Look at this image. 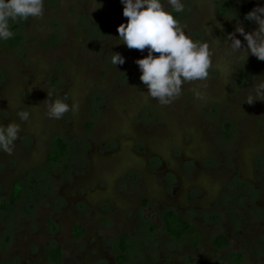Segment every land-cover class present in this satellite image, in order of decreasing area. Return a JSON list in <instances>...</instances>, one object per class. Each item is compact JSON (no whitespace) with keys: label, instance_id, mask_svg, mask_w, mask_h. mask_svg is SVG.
Returning a JSON list of instances; mask_svg holds the SVG:
<instances>
[{"label":"rangeland","instance_id":"obj_1","mask_svg":"<svg viewBox=\"0 0 264 264\" xmlns=\"http://www.w3.org/2000/svg\"><path fill=\"white\" fill-rule=\"evenodd\" d=\"M183 3L174 15L213 63L167 105L140 81L147 50L119 41L120 0H44L43 16L12 25L19 48L0 42V125L20 128L13 154L0 152V264H52L58 248L63 264H264V61L230 42L247 47L237 29H259L245 17L264 0ZM48 92L78 111L50 119ZM57 139L67 153L53 162ZM168 213L200 229L198 249L167 234Z\"/></svg>","mask_w":264,"mask_h":264},{"label":"clouds","instance_id":"obj_2","mask_svg":"<svg viewBox=\"0 0 264 264\" xmlns=\"http://www.w3.org/2000/svg\"><path fill=\"white\" fill-rule=\"evenodd\" d=\"M120 3L127 22L117 28L119 41L130 50L141 53L147 50L146 56L135 60L147 95L167 105L181 94L184 83L204 81L209 77L213 63L209 43L194 40L186 34L174 15L184 12L183 0H166L170 6L167 9L164 0H120ZM43 14L44 0H0V42L14 37L13 24ZM245 19L257 22L259 29L252 33L237 29L247 41V47H242L241 40L236 37L230 38L231 45L234 50L246 48L249 54L264 61V7L249 12ZM111 63L123 65L125 57L112 53ZM255 94L260 96L261 90L257 89ZM198 96L203 98L202 94L198 93ZM254 100L250 99L248 103ZM47 102L50 119H62L66 113L79 109L78 102L68 95L52 99V93L48 92ZM19 116L27 120L29 113L21 112ZM19 133L20 128L15 122L0 125V152L12 155Z\"/></svg>","mask_w":264,"mask_h":264},{"label":"trees","instance_id":"obj_3","mask_svg":"<svg viewBox=\"0 0 264 264\" xmlns=\"http://www.w3.org/2000/svg\"><path fill=\"white\" fill-rule=\"evenodd\" d=\"M127 20H124L126 23ZM51 42L55 45L59 44L58 37H52ZM23 43V37L17 35L12 39L8 40L5 44L8 49L19 48ZM45 46H48V42H44ZM67 153V145L63 139H57L54 143V149L51 153L50 160L53 162L58 161L60 158L64 157ZM24 186L21 182H15L13 185V190L11 194V201L14 205L23 195ZM165 231L167 234L175 241L181 242L186 241L191 246L192 249H198L201 243V231L192 223L172 214L168 213L164 217ZM84 233V229L77 227L74 229V234L77 237H81ZM230 246V241L224 237L220 236L214 240V247L219 251H224ZM228 259L232 264H243L244 256L239 253L228 254ZM44 259L46 262L52 264H63V252L61 249H51L46 250ZM212 264H221L219 262H213Z\"/></svg>","mask_w":264,"mask_h":264}]
</instances>
